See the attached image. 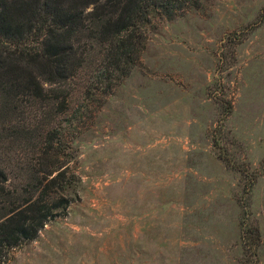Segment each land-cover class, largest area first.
Listing matches in <instances>:
<instances>
[{"label": "rangeland", "instance_id": "1", "mask_svg": "<svg viewBox=\"0 0 264 264\" xmlns=\"http://www.w3.org/2000/svg\"><path fill=\"white\" fill-rule=\"evenodd\" d=\"M83 78L57 120L71 202L2 264H264V0L153 19L101 106ZM9 146L0 165L19 188L37 154ZM244 227L259 232L251 247Z\"/></svg>", "mask_w": 264, "mask_h": 264}, {"label": "trees", "instance_id": "2", "mask_svg": "<svg viewBox=\"0 0 264 264\" xmlns=\"http://www.w3.org/2000/svg\"><path fill=\"white\" fill-rule=\"evenodd\" d=\"M198 6L200 0H0V139L31 145L38 165L19 188L9 187L0 165V264L71 202L65 186L73 174L57 121L67 82L82 72L86 99L101 106L139 63L151 21ZM30 108L37 122L17 124ZM242 238L251 247L259 232L244 227Z\"/></svg>", "mask_w": 264, "mask_h": 264}]
</instances>
